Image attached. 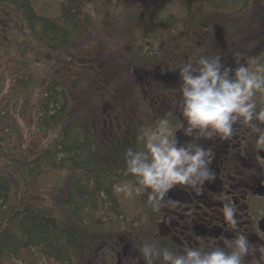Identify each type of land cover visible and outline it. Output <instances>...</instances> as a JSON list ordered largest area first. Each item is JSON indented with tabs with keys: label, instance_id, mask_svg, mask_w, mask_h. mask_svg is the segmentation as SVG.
Masks as SVG:
<instances>
[{
	"label": "trees",
	"instance_id": "16d2710c",
	"mask_svg": "<svg viewBox=\"0 0 264 264\" xmlns=\"http://www.w3.org/2000/svg\"><path fill=\"white\" fill-rule=\"evenodd\" d=\"M131 1L135 0L125 1L128 10ZM196 1L188 0L181 16H131L134 33L119 56L114 50L107 53L111 47L104 46L80 58L71 52L94 26L80 0L61 1L57 17L38 14L31 0H0V29L7 27L10 33L16 10L22 14L24 32L31 35V39L21 38L24 68L15 78L18 92L25 95L23 105L8 110L0 104V264H20L27 251L53 255L61 241L60 227L95 218L94 212L105 208L107 202L116 204L114 186L134 180L125 174L124 154L130 147L143 148L139 135L150 123L148 116L153 113L155 124L179 112V67L187 61L179 54L190 56L188 52L196 47L191 39L182 40L185 35L195 38L198 34L194 30ZM200 1L219 16L232 15L242 33L259 12L255 0ZM252 37L254 32H249L247 39L232 44L216 39L218 46L212 42L211 50L201 56H220L226 67L235 69L236 60L242 63L243 52H249L242 45ZM34 55L46 59L50 66L38 86L31 66ZM27 114L31 117L25 119ZM20 120L38 132L40 145L33 149L25 145ZM63 169L69 171L64 201L69 210L61 214L60 209L33 198L31 190L42 176Z\"/></svg>",
	"mask_w": 264,
	"mask_h": 264
},
{
	"label": "clouds",
	"instance_id": "9594fccd",
	"mask_svg": "<svg viewBox=\"0 0 264 264\" xmlns=\"http://www.w3.org/2000/svg\"><path fill=\"white\" fill-rule=\"evenodd\" d=\"M239 56V54H237ZM237 67H226L220 56L189 57L180 69L178 111L182 124L173 126L168 119L158 122L155 129L142 128L139 139L143 148H128L124 154L125 174L134 183L114 186V191L127 197L146 196L155 213L161 212L172 200H165L170 190L179 186L203 193L206 181L215 179L210 165L212 149L201 146V140H231L240 128L256 134V146L264 150V64L249 58L247 65L236 60ZM250 65H256L253 70ZM192 137L181 144L177 132ZM223 220L235 238L223 240L224 247L201 243L175 251L167 246L144 243L139 249L145 264H244L255 249L247 235L239 231L236 218L239 209L227 200L220 209ZM255 264H264V253Z\"/></svg>",
	"mask_w": 264,
	"mask_h": 264
},
{
	"label": "flooded vegetation",
	"instance_id": "af4514ba",
	"mask_svg": "<svg viewBox=\"0 0 264 264\" xmlns=\"http://www.w3.org/2000/svg\"><path fill=\"white\" fill-rule=\"evenodd\" d=\"M170 115L174 116L173 126L182 124L179 112ZM235 127H238V134L231 140L200 141L202 147L210 148L214 153L210 169L215 174L214 180L204 183L201 195L177 186L165 197L166 201L170 199L175 203L155 213L147 204L146 196L133 194L128 210L116 194V204L107 202L105 208L94 212L100 217L105 216L100 224L90 219L91 224L60 227L61 241L55 246L53 255L43 251V262L145 264L139 249L146 242L175 251L197 247L201 243L224 247L223 240L233 239L236 235L220 212L224 203L231 200L239 209L236 217L239 231L248 236L255 249L244 264H255L264 253V150L257 148L256 134L238 125ZM177 139L184 144L191 142L192 137L184 136L181 130L177 132ZM134 182L129 179L123 183Z\"/></svg>",
	"mask_w": 264,
	"mask_h": 264
},
{
	"label": "rangeland",
	"instance_id": "374dc122",
	"mask_svg": "<svg viewBox=\"0 0 264 264\" xmlns=\"http://www.w3.org/2000/svg\"><path fill=\"white\" fill-rule=\"evenodd\" d=\"M61 1L63 0H31V3L38 14L57 17L61 12ZM125 1L126 0H80L84 10L92 16L94 26L91 27L88 38L73 48L71 53L74 56L82 58L84 55H89L91 53L89 50L97 52L99 48L104 49V46L105 48L111 47L106 51L107 53L114 50L118 52L117 55L119 56L121 52H125L124 47L126 43L130 41L134 33L133 27L130 26L131 16L133 19H142V17L145 19V17H148L151 13H173L181 16L189 6L188 0H142V2H139L140 0H135V3L131 1V9L128 10ZM195 3L197 4V9H194L193 12H196L198 21L195 22L194 30H196L198 34L195 38L185 35L182 40L191 39L190 43L193 42L196 47L193 49V52H188L190 53V56L182 55L180 53V57L186 58L185 60H188L189 57L199 58L209 49L211 50L212 42L214 46H218V44L214 43L216 42V39H225L224 41H226V43L230 42V44L238 41L240 43L243 39L248 38L249 32H254V37H252L251 40H247L246 45L245 43L242 45L244 48H248L245 50H249V52L252 53L243 52L245 56H239L242 58V63L246 65L249 58H254L257 61V64H264V43L262 41L264 39V0H255L254 4L259 12H256V16H253V20L249 22V27H246L245 32L243 33L241 29L236 26L237 24L234 23L233 19L235 18L230 17L232 15H227L226 17L219 16V14H215L212 11L205 9L200 0H197ZM13 12L14 15L12 16L14 20L12 19L10 21V33L6 30L7 27L0 29V33L5 36H0V96H2L0 104L1 107L8 110L11 106L17 108L19 105H23L25 100V95L18 92L19 84L15 78L17 74L23 73L22 68H24V52H22L24 50H22L24 41L21 40V38L31 39V35L28 34V31L27 33L24 32V20L20 19L22 14L16 10ZM193 14L195 13H192L188 17L191 18ZM16 19L19 20L17 21ZM137 31L138 29H136V32ZM192 39H194V41H192ZM210 54H212V52ZM40 59L42 58L34 55V64L31 65L32 70L35 71L36 79H38L37 86L41 83L44 76L46 77L49 73L46 66L50 68L46 59ZM250 67L254 70L256 65H250ZM171 84L175 85V82H172ZM157 99H154V105H156ZM107 111L109 114L113 113L109 108H107ZM29 112L31 113L30 107ZM16 116H20L19 118L22 119L21 115L16 114ZM23 116L25 119H28L31 117V114H27V117H25V115ZM173 118L174 116L168 114L161 118V120L168 119L172 124ZM148 119L150 123L148 122L146 124V128L155 129L158 122H155L154 124L153 121L152 123L153 113L148 116ZM20 122L23 127L22 132L25 136V145L30 146L32 149L34 146L40 145L38 140L41 139L38 137V132L36 134L34 129L32 130L30 125L25 123V121L20 120ZM68 176L69 171L67 169L52 170L49 174L42 176L35 183L31 190L32 197L37 198L40 203L45 204L46 206L54 207L56 210L60 209L57 211L61 214L69 210V208L66 207L67 204L64 202L66 200V181ZM115 193L118 197L122 198L123 207L130 210L128 205L129 203L131 204L133 196L127 197L124 193ZM94 217L95 218L92 219L95 220V224H100V220L102 221V219H105L104 215L100 217L98 214H95ZM83 223L86 225L91 224L92 222L90 219H85L83 220ZM81 225L83 224H74L73 226ZM44 252L39 250H37V252L27 251L26 255L23 258H20V264H52L49 261V263L43 262ZM32 259H34V262H32ZM13 264H17V262L15 261Z\"/></svg>",
	"mask_w": 264,
	"mask_h": 264
}]
</instances>
